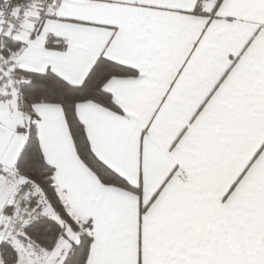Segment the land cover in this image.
<instances>
[{
    "label": "snow or ice",
    "instance_id": "1",
    "mask_svg": "<svg viewBox=\"0 0 264 264\" xmlns=\"http://www.w3.org/2000/svg\"><path fill=\"white\" fill-rule=\"evenodd\" d=\"M0 264H264V0H0Z\"/></svg>",
    "mask_w": 264,
    "mask_h": 264
}]
</instances>
